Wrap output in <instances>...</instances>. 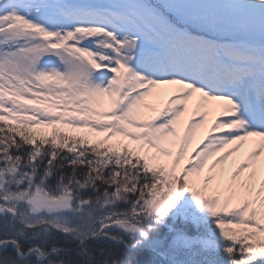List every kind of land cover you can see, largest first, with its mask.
Instances as JSON below:
<instances>
[{"label": "snow or ice", "instance_id": "obj_1", "mask_svg": "<svg viewBox=\"0 0 264 264\" xmlns=\"http://www.w3.org/2000/svg\"><path fill=\"white\" fill-rule=\"evenodd\" d=\"M0 264H264V0H0Z\"/></svg>", "mask_w": 264, "mask_h": 264}, {"label": "rangeland", "instance_id": "obj_2", "mask_svg": "<svg viewBox=\"0 0 264 264\" xmlns=\"http://www.w3.org/2000/svg\"><path fill=\"white\" fill-rule=\"evenodd\" d=\"M170 87H172V86H170Z\"/></svg>", "mask_w": 264, "mask_h": 264}]
</instances>
